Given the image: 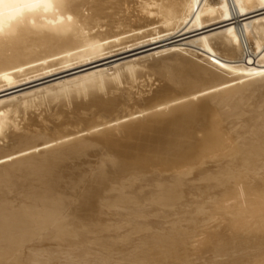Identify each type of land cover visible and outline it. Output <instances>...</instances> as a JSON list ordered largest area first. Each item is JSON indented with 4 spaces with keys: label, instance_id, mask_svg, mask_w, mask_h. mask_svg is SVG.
<instances>
[{
    "label": "bare ground",
    "instance_id": "1",
    "mask_svg": "<svg viewBox=\"0 0 264 264\" xmlns=\"http://www.w3.org/2000/svg\"><path fill=\"white\" fill-rule=\"evenodd\" d=\"M108 38L79 55L97 59L72 65L77 56L68 53L54 60L72 59L60 71L44 60ZM139 48L150 52L133 63L165 55L151 64L164 80L151 97L100 77L47 97L71 106L15 105L118 67L100 65ZM79 68L86 71L12 95ZM7 94L0 264H205L198 260L208 251L216 264H264V0H0V96ZM120 109L148 114L123 122ZM255 244L261 256L245 258Z\"/></svg>",
    "mask_w": 264,
    "mask_h": 264
},
{
    "label": "rangeland",
    "instance_id": "2",
    "mask_svg": "<svg viewBox=\"0 0 264 264\" xmlns=\"http://www.w3.org/2000/svg\"><path fill=\"white\" fill-rule=\"evenodd\" d=\"M88 12H89V10H85L84 11V13L85 14H88ZM132 32V33H131ZM131 32H129V33H131V34H134V35H136L137 36V34L140 36V34L138 33V32H136V31H131ZM125 35H127V34H125ZM124 35V36H125ZM118 37L119 36H117V37H113V38H110V40L112 41V43L113 42H116L117 40L116 39H118ZM120 37H122V36H120ZM119 37V38H120ZM109 40V38L107 39V40H104V41H100L99 43L97 42V41H94L96 44H91V43H89L90 41H85V40H83V41H81L80 43H77V44H75V45H72V46H70V47H76V48H74L73 50L71 49L69 52H65V51H63L62 53L61 52H59V53H56V54H54V55H50V56H47V57H45V59L44 60H46V62H48V64H52V63H54L55 61L54 60H56L57 62H59V61H62L63 59L62 58H70V57H72V55H73V57H75V56H77V57H75V59L73 58V60L71 61V63L72 62H74V63H76L78 60L79 61H82V59H85V58H92V60H94L93 58H95V59H97L98 57H95L94 55H92V54H90V55H87V56H89V57H87V56H85V58L83 57V56H79V55H81V53L82 52H84L85 50H89L90 48V50H95L96 49V47L98 48V47H100L98 44H100V45H102V46H104V45H108V44H111V41ZM180 41H184V40H179V41H177V42H180ZM84 42H87V43H84ZM93 42V43H94ZM106 43V44H105ZM134 43V42H133ZM79 44V45H78ZM84 44H85V46H84ZM129 45H132V42H131V44L130 43H128ZM93 45H94V47H93ZM96 45V46H95ZM89 46H92V47H89ZM117 46V47H116ZM126 47V44L125 45H115L114 46V49L112 48V50H115L114 52H112V53H110L109 55H112V54H115L116 52H121V51H123V50H126V49H130V48H126V49H121L122 47ZM113 47V46H112ZM118 47H120V49L118 48ZM132 47V46H131ZM149 48V47H148ZM83 49H85V50H83ZM147 48H139V49H136V50H133V51H130V52H127V53H123V54H120V55H117V56H113V57H110V58H108V59H105V60H103V61H101V64L102 65H100V67H106V64H107V66H110V64L112 65L113 63H117V62H120V64H119V66L118 67H115L116 68V70H115V68L114 67H109V68H107L105 71H103L102 73H100V74H94L95 76H93V75H91L90 77L89 76H87V77H85L86 79H85V81L84 80H79V79H84V77H82L81 75L79 76V79H78V81L77 80H75V83H74V81L72 82V83H65V84H62L61 86H59V87H56V88H53V89H51V90H49V92L48 91H46V92H39L40 93V95H41V97H40V95H36V94H33L32 96H33V98H32V96H25V98L24 97H22L21 98V100L20 101H18L15 105L16 106H18V104H26L27 102L29 103V102H32V101H34L35 102V105L34 106H37V107H39L40 109H38V110H45V109H48L49 107H52V108H59L60 107V104L62 103V102H64V103H62V104H65V105H67V106H69V104H70V106L73 104V100L72 99H68L67 101H65L63 98H62V96H58L57 98L60 100H57V101H55V99L54 100H52L53 102H51V101H48V99H47V97H49V96H54V95H57V94H59L61 91H63V90H65V89H67V88H73V87H77L79 84L80 85H84V84H87V83H89L90 82V79H91V81L92 82H94V81H97V79H99L100 77V79H110V78H112V79H116L115 80V82H116V85L117 86H119V87H125V86H130V87H132L133 89H136V87H137V90H138V95L140 94H143V95H145L146 93V95L145 96H147V97H151L152 95H154L155 94V92L156 91H158L160 88H161V86L163 85V83H164V80H162V78H161V76H160V74H159V72L157 71L156 72V70H157V68L158 67H156V66H154V65H151L152 63H154L156 60H155V58H157V60L158 59H160L159 57H161V58H163L165 55H162V56H159V57H157V56H154L153 58H151V57H148L149 59L147 60L146 59V61H145V59L142 61V60H140V61H138V62H136V63H133V61H135V57H137L138 55H142L143 53L145 54V53H147V52H150V51H143V50H146ZM192 49H194L195 51V53H196V48H192ZM80 50V51H79ZM83 50V51H82ZM78 51V52H77ZM108 51V50H107ZM152 51V50H151ZM72 52H73V54H72ZM104 52H106V51H104ZM136 52H138V53H136ZM68 53H70V54H72V55H70V54H68ZM79 53V54H78ZM59 54V55H58ZM77 54V55H76ZM93 54H96V55H98V54H101V53H93ZM132 54V55H131ZM57 55V56H56ZM61 55V56H60ZM63 55V56H62ZM65 55H68V56H65ZM190 55V54H189ZM189 55H188V57H189ZM192 55V54H191ZM190 55V58H192L194 55H192L191 56ZM130 56V57H129ZM83 57V58H82ZM101 57V56H100ZM53 58V59H52ZM48 59V60H47ZM50 59V60H49ZM62 59V60H61ZM127 59H128V61H127ZM134 59V60H133ZM192 59H195V56L192 58ZM43 59H39V60H37L39 63H41V65H43V64H45L46 62L44 61ZM76 60V61H75ZM155 60V61H154ZM196 60V59H195ZM37 61H36V63H37ZM41 61V62H40ZM42 61H44V62H42ZM54 61V62H53ZM69 60L66 62H64V63H56L55 65H56V68H58V71H60V70H62V69H64L65 67V64H66V66H68V65H70L71 63H69L70 62ZM78 61V62H79ZM125 61V62H124ZM159 61V60H158ZM51 62V63H50ZM124 62V63H123ZM128 64H127V63ZM133 63V65L131 64V66H129V63ZM205 62H208V61H206L205 60ZM74 63H72V65H76V64H79V63H76V64H74ZM144 63H146L145 65H144ZM34 64H35V62H34ZM104 64H105V66H104ZM109 64V65H108ZM149 64V65H148ZM207 64V67H209V65H211L210 64V62H208V63H206ZM209 64V65H208ZM45 65H47V63L45 64ZM63 65V66H62ZM204 65H205V63H204ZM58 66V67H57ZM127 66V67H126ZM136 67V69L137 70H135V69H132V68H135ZM143 66V67H142ZM147 66V67H146ZM152 66H154V67H152ZM55 66H53L52 68H54ZM130 67H132V68H130ZM210 67H212V65L210 66ZM95 68V67H94ZM138 68H139V70H138ZM82 69V70H81ZM85 69H83V68H79V69H74V71L72 70H70V71H66V72H63V73H60V74H58L57 76L55 75V76H53V77H51V78H47V80L45 79L44 81L43 80H41L40 82L38 81V83L37 84H28L27 86L25 85V87L23 86V87H21V90H19V91H17V92H14V93H12V95H14V94H19V93H21V92H23V91H27V90H30V89H33V88H36V87H40V86H44V84L46 85V84H51L50 83V81L51 82H53V81H56V80H58L59 78H65V77H71V76H73V75H76V74H81L82 73V71H84ZM88 70H90V69H88ZM122 70V71H121ZM130 70H132V71H130ZM133 70H135V71H133ZM142 70V71H141ZM150 70V71H149ZM154 70V71H153ZM76 71V72H75ZM86 71V70H85ZM137 71L138 72H140V73H138L137 74ZM146 71V72H145ZM106 72V73H105ZM133 72V73H132ZM142 72H143V74H142ZM147 73V74H146ZM63 74V75H62ZM64 74L66 75V76H64ZM132 74H134V75H136L135 76V78H136V80L134 79V78H132V77H134V76H132ZM155 74H157V75H155ZM113 75V76H112ZM116 76V78H115V76ZM144 75H145V77H144ZM97 76V77H96ZM104 76V77H103ZM106 76V77H105ZM154 76V77H153ZM56 77H58V78H56ZM53 78V79H52ZM95 78V79H94ZM121 78H123V79H121ZM129 78H131V82L130 81H128V80H130ZM139 78L141 79V80H139ZM154 78V79H153ZM156 78V79H155ZM49 79H51V80H49ZM128 79V80H127ZM148 79H149V81H148ZM117 80H118V82H117ZM120 80V81H119ZM133 80V81H132ZM87 81V82H86ZM153 81V82H152ZM156 81V84L154 83ZM42 82V83H41ZM77 82V83H76ZM79 82V83H78ZM85 82V83H84ZM126 84H125V83ZM145 82V83H144ZM148 82V83H147ZM84 83V84H83ZM128 83H130V84H132V85H130V84H128ZM134 83H136L135 85H134ZM138 83V84H137ZM141 83V84H140ZM143 84H145V85H143ZM66 85V86H65ZM79 85V86H80ZM121 85H123V86H121ZM137 85V86H136ZM142 85V86H141ZM154 85V86H153ZM156 85H158V86H156ZM30 86V87H29ZM63 86V87H62ZM150 87H152V88H150ZM62 88V89H61ZM139 88V89H138ZM141 88H146L145 90H143V93H142V90H141ZM149 88V89H148ZM18 90V89H17ZM155 90V91H154ZM154 91V92H153ZM11 94V93H10ZM10 94H7V95H3V96H0V98H4V97H7V96H9ZM50 94V95H49ZM151 94V95H150ZM34 95H36V97L37 98H35V96ZM45 95H47V96H45ZM202 94L200 93V94H198V96H201ZM43 96V97H42ZM28 97V98H27ZM40 97V98H39ZM46 98V100L47 101H45V98ZM56 98V99H57ZM39 99L41 100V102L39 101ZM27 100V101H26ZM36 100H38V101H36ZM42 100H44V101H42ZM24 101V102H23ZM54 101H55V103H54ZM69 101V102H68ZM21 102V103H20ZM33 102V103H34ZM37 102V103H36ZM40 102V103H39ZM67 104H66V103ZM27 103V104H28ZM43 103V104H42ZM53 103H54V106H53ZM60 103V104H59ZM24 104V105H25ZM47 104H48V106H47ZM51 104H52V106H51ZM61 104V105H62ZM15 105H14V107H13V109H15ZM23 105V106H24ZM33 106V107H34ZM33 107H32V109L31 108H29V110H28V112L27 113H25L26 115L28 114L29 115V118H30V116H31V114H33V112L34 111H38L36 108H34L33 109ZM52 108H49V109H52ZM33 112H32V111ZM122 109H120V113H118L117 115H118V117H117V115H116V119L119 121L120 120V118H123L124 119V121L123 120H121L120 122L121 123H123V122H126V120H127V118L126 117H128V120H135V118H136V120H142L143 119V116L145 115V114H148L147 112H144V113H140V114H134V115H129V116H125V114H126V111L124 112V111H121ZM124 114V115H123ZM27 115V116H28ZM138 115V116H137ZM25 117L27 120H29L28 119V117ZM120 116H122V117H120ZM123 116H125V118L123 117ZM136 116V117H135ZM131 117V118H130ZM134 117V118H133ZM141 117H142V119H141ZM117 120H113L112 121V123L110 124H107L106 126H108V125H112L113 123H118V121ZM26 121V120H25ZM24 121V122H25ZM116 121V122H115ZM123 121V122H122ZM27 122V121H26ZM4 124H5V126L7 125L6 124V122H4ZM4 124H3V126H2V129L0 130V133H2V130L4 129V130H6L4 127ZM7 127V126H6ZM102 127V126H101ZM3 130V131H4ZM84 131H86V132H84V133H82V132H80L79 134H77V135H85V134H87V130H84ZM73 136H76L75 134H73V135H71L70 137H73ZM49 147V146H48ZM48 147H45V148H42L41 150H39V151H41V152H43V153H39L38 152V154H44V153H46L47 151H48V149L50 148H48ZM45 152H44V151ZM38 150H34V149H32L31 150V152H37ZM240 200H241V198H240ZM228 203H231V201H229ZM211 225V224H210ZM209 225V226H210ZM222 234H224L225 236H227L228 238H230V235H229V233L228 232H221ZM260 243H261V245H263L264 246V239L263 240H261L260 241ZM263 248V247H262ZM260 249H259V247L257 246V244H255V245H251V246H249L248 248H247V251L245 252V258H248V259H255L256 257H258V256H261V255H259L260 254ZM217 259H218V257H215L214 256V253L212 252V251H208V252H205V254H203V257H202V260H198L199 261V263H204L205 262V264H216V261H217ZM256 260V259H255ZM54 262H56V263H60L61 262V260H53ZM53 261L51 262L52 264H54L53 263ZM239 261H240V259H239ZM238 261V262H239ZM264 261V260H263ZM241 262V261H240ZM222 264H224V263H222Z\"/></svg>",
    "mask_w": 264,
    "mask_h": 264
}]
</instances>
